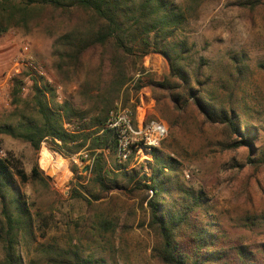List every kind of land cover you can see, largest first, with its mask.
Masks as SVG:
<instances>
[{"label": "rangeland", "instance_id": "1", "mask_svg": "<svg viewBox=\"0 0 264 264\" xmlns=\"http://www.w3.org/2000/svg\"><path fill=\"white\" fill-rule=\"evenodd\" d=\"M169 1L185 11L187 22L179 37L195 50V60L202 57L207 61L204 78L211 79L219 101L231 104L249 124L264 120V0ZM30 27H10L0 34V126L14 125L21 115L35 117L30 101L33 85L22 92L26 72L17 76L22 85L21 102L16 104L11 89L17 77H6L12 60L25 46L50 78L51 86L42 80L39 83L53 91L57 105L68 102L87 109L96 94L94 83L99 74L93 69L97 64L94 53L88 54L74 77L66 79L56 72L55 43L69 28L66 18L58 13L39 15ZM142 68L125 86L114 109H128L136 120L145 112L147 120L165 125L166 135L157 148L179 162L184 186L205 194L208 211L199 217L202 226L223 242L251 250V261L245 264H264L258 252L264 247V165L249 164L244 148L231 151L222 147L224 128L205 120L192 106L174 108L168 92L157 87L169 72L164 58L150 54L142 60ZM135 84L140 87L138 93L134 92ZM0 149L10 165L27 175L38 166L43 179L22 183L13 174L10 184L0 190V210L4 197L12 211L22 208L28 220L21 243L23 264H45L56 257L70 258L73 253L93 264H156L151 256L152 236L142 225L146 222L141 209L145 194L132 191L133 184L119 180L126 189L105 191L94 201L90 194L95 188L80 161L85 153L63 158L50 149L49 141L35 151L29 143L1 133ZM43 150L52 159L60 157L65 162L68 176L62 186L43 169ZM107 162L115 168V156L108 155ZM118 163L125 165V172L140 171V175L150 177L151 150L133 143L128 158ZM72 190L85 199L71 198ZM102 219L115 225L113 233L95 230L93 225ZM224 250L223 263L241 264L232 250ZM2 255L0 243V259Z\"/></svg>", "mask_w": 264, "mask_h": 264}, {"label": "trees", "instance_id": "2", "mask_svg": "<svg viewBox=\"0 0 264 264\" xmlns=\"http://www.w3.org/2000/svg\"><path fill=\"white\" fill-rule=\"evenodd\" d=\"M53 13L64 16L69 23L55 43L56 72L70 79L81 70L88 54L94 53L97 64L93 69L99 74L94 83L96 94L87 109L68 102L57 105L52 90L34 83L30 101L35 117L21 115L14 125L0 126V133L29 143L35 151L49 141L50 149L63 158L85 153L86 158L80 161L85 163L95 188L90 194L94 201L105 191L126 189L119 180L133 184L132 191L143 192L141 209L146 213V222L142 225L152 236L151 256L156 264H222L224 249L232 250L241 264L251 261V250L223 242L218 234L202 226L199 217L208 211L205 194L184 186L176 159L151 148L150 177L140 175V171L125 172V165L118 163L117 133L107 126L115 101L133 82V75L143 69L142 60L157 54L166 60L169 70L157 87L168 92L174 108L192 106L205 120L224 128L225 140L219 143L222 147L231 151L244 148L249 164L264 165V120L249 124L231 104L219 101L211 79L204 78L207 61L202 57L195 60V50L179 37L187 22L182 7L169 0H0V34L10 27L30 30L37 16ZM21 85L20 77L14 79L11 96L15 104L21 102ZM133 89L138 93L140 87L135 84ZM108 155L115 156L114 169L109 167ZM76 169L73 165L72 170ZM13 174L22 183L43 182L38 166L27 175L0 157V190L10 184ZM70 196L85 199L77 190H72ZM0 215V264H23L21 243L28 227L26 214L20 207L12 211L3 197ZM94 226L103 233H113L115 227L108 219ZM258 252L264 262V247ZM45 264L93 262L73 253L70 258L56 257Z\"/></svg>", "mask_w": 264, "mask_h": 264}, {"label": "built area", "instance_id": "3", "mask_svg": "<svg viewBox=\"0 0 264 264\" xmlns=\"http://www.w3.org/2000/svg\"><path fill=\"white\" fill-rule=\"evenodd\" d=\"M12 66L11 71L6 74L8 79L22 75L24 71L26 72L22 79V92H25L34 83L39 86V80H42L47 86H51L52 82L47 77L43 67L27 54L26 46L23 48L22 53L14 57ZM2 88L3 84L0 85V91H2ZM107 126L117 133V158L119 161H125L128 158L133 143L150 150L151 148H157L166 135V127L163 123L148 121L145 112L140 120H136L133 113L128 109L116 108L112 110L109 114ZM65 127L68 128V125H65ZM2 155L0 149V157H3ZM84 158H86V155Z\"/></svg>", "mask_w": 264, "mask_h": 264}, {"label": "bare ground", "instance_id": "4", "mask_svg": "<svg viewBox=\"0 0 264 264\" xmlns=\"http://www.w3.org/2000/svg\"><path fill=\"white\" fill-rule=\"evenodd\" d=\"M40 155V162L43 169H45V171H47L50 176L55 178L54 181L57 186H62L67 180L68 176L65 168L66 164L63 159L60 157L52 159L46 150H43Z\"/></svg>", "mask_w": 264, "mask_h": 264}]
</instances>
